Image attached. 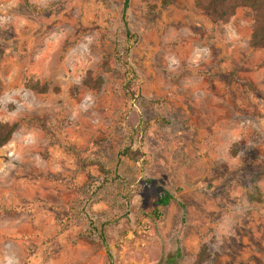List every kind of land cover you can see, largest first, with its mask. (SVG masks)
<instances>
[{"label":"rangeland","instance_id":"1","mask_svg":"<svg viewBox=\"0 0 264 264\" xmlns=\"http://www.w3.org/2000/svg\"><path fill=\"white\" fill-rule=\"evenodd\" d=\"M28 1L0 0V122L18 123L0 148V264H169L177 249L173 264H194L203 245L201 264H264L250 10L212 23L194 0H130L128 39L123 0ZM127 44L134 96L113 60ZM36 80L49 91L25 86ZM133 106L137 162L117 158ZM163 189L173 200L154 219Z\"/></svg>","mask_w":264,"mask_h":264},{"label":"trees","instance_id":"2","mask_svg":"<svg viewBox=\"0 0 264 264\" xmlns=\"http://www.w3.org/2000/svg\"><path fill=\"white\" fill-rule=\"evenodd\" d=\"M24 5H28V0H22ZM130 0H123L122 10H121V20L125 28L126 36L128 39L133 38L134 34L131 33L128 22H127V10L129 8ZM195 8L204 16H206L212 23L226 21L231 17L238 8L244 7L248 8L252 16L251 33L248 45L252 49H264V0H194ZM130 44L123 46L121 49L116 50L113 55V60L118 62L120 66L124 69V73L127 77L125 83L123 84V89L125 93L134 96L133 82L136 79V73L134 68L129 64L127 59V53L129 51ZM258 68L264 67V57L257 65ZM82 83L92 89H100L103 84V79L101 76L92 78L89 74L83 79ZM134 87H133V86ZM25 86L37 93H47L49 91V86L46 83H40L36 81H28ZM53 91L57 92L58 89L53 87ZM133 117H132V127L130 134L128 136L127 144L122 147L118 152V156L126 158L127 160L137 162L144 155L141 151L140 146H136L137 139L140 138L142 126L139 120L140 113L133 106ZM18 123H8L0 122V148L6 145L12 138L13 133L17 128ZM173 200L172 193L163 189L159 192L155 206L149 213L154 219H158L162 216L164 209ZM95 230H100L99 235L101 242L104 246L107 245V238L104 233L103 226L95 227ZM109 258V264H112L110 253L107 252ZM208 256L205 246L203 245L197 254L194 264H201ZM180 250L177 251L170 257H168L167 263L173 264L176 258H180Z\"/></svg>","mask_w":264,"mask_h":264},{"label":"clouds","instance_id":"3","mask_svg":"<svg viewBox=\"0 0 264 264\" xmlns=\"http://www.w3.org/2000/svg\"><path fill=\"white\" fill-rule=\"evenodd\" d=\"M9 264H11V262H9Z\"/></svg>","mask_w":264,"mask_h":264}]
</instances>
